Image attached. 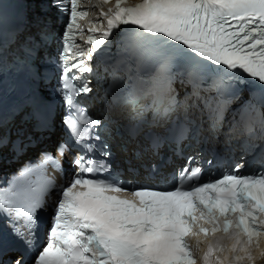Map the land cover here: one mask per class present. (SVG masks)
<instances>
[{"label": "snow or ice", "instance_id": "6c2138e0", "mask_svg": "<svg viewBox=\"0 0 264 264\" xmlns=\"http://www.w3.org/2000/svg\"><path fill=\"white\" fill-rule=\"evenodd\" d=\"M108 3L109 0H103ZM62 12L70 16L63 31L62 90L65 103L72 108L75 97L91 91L87 83L77 87L70 81L83 79L82 76H68V53L76 47L75 36L80 29L78 23L87 12L78 10L79 0H53ZM124 0H115V11L107 18V29L102 39L89 34L87 42L100 49L121 25L135 26L144 42L140 50L130 49L129 70H135L136 80L144 86L145 96L156 100L169 97L171 105L176 104L172 84L177 75H186V82L192 86L190 98L204 102L209 119L223 120L224 113L234 99L239 98L246 77L264 85V0H141L135 7H121ZM111 11V10H110ZM104 15V13H101ZM95 31L93 25L89 33ZM147 34V35H144ZM29 55L33 49L27 50ZM195 57L200 59L193 58ZM83 55V53H77ZM182 58L192 60L184 71L173 72ZM210 62V63H207ZM155 64V72L147 70ZM213 69V82L202 85ZM80 73L92 69L81 61L72 64ZM38 71V70H37ZM201 91H214L216 97L205 99ZM227 95V98H225ZM264 103L260 106L249 104L242 119L247 131L253 133L259 126L264 132ZM79 116L66 117L64 123L70 129L77 143L90 136L88 129L81 131L83 122L95 128L101 122L86 118L84 109H78ZM213 123L212 127L215 128ZM96 139H100L98 136ZM92 151L93 146H86ZM60 146V153L64 152ZM107 157L108 151L102 152ZM51 157L45 155V162ZM192 157H188L191 164ZM53 163H55L53 161ZM74 163L81 169L93 173L97 162L78 157ZM211 163V161H209ZM100 169L108 165L99 162ZM237 165L231 172L205 183L189 185L198 180L200 167L189 173L186 164L177 173L174 190L162 191L141 187L128 192V197L120 193L127 191L122 184L101 179H87L77 174L70 185L57 190L61 198L54 210L52 225L47 237V245L39 252L35 264H195L186 238L192 234L196 223L195 210L199 220L211 225L200 233L227 232L233 225L228 219L237 215L235 227L249 239L264 230L257 223L264 214V171L257 174L241 175ZM31 169H24L19 184L0 191V207L13 210L16 219L23 218L29 229L35 227L39 210L45 207V197L54 186L52 181H38L35 185L25 183ZM225 217L223 228L216 225V216ZM23 235L19 229H14ZM31 247L33 240H25ZM206 259L208 256L205 257ZM16 264H20L17 260Z\"/></svg>", "mask_w": 264, "mask_h": 264}, {"label": "clouds", "instance_id": "9594fccd", "mask_svg": "<svg viewBox=\"0 0 264 264\" xmlns=\"http://www.w3.org/2000/svg\"><path fill=\"white\" fill-rule=\"evenodd\" d=\"M216 216V225L223 228L225 217ZM196 223L193 227L191 237L196 241L197 252H202L200 257L202 264H264V230L255 238L249 239L243 233L239 232L235 227L237 222V215L232 214L228 219L231 221L233 227L227 232L217 231L215 233L208 232L215 238L211 240H204L205 235L200 233L201 229L209 230V224L203 223L199 220V211L195 210ZM257 223L264 229V214L259 215ZM188 236V237H189ZM203 243L205 247L201 248ZM208 256L206 259L205 257Z\"/></svg>", "mask_w": 264, "mask_h": 264}, {"label": "bare ground", "instance_id": "6f19581e", "mask_svg": "<svg viewBox=\"0 0 264 264\" xmlns=\"http://www.w3.org/2000/svg\"><path fill=\"white\" fill-rule=\"evenodd\" d=\"M48 20L51 21L52 19L55 20L52 16V13L49 11L46 13ZM35 21V18L34 20ZM54 26V23L52 24V27ZM31 27L29 28V31H31ZM52 47V46H51ZM25 129H29V124L25 123ZM13 128V126H11L10 130ZM58 130L56 129V127L54 126L53 130L49 133V137L46 139L41 140L38 144H36L35 148H38L39 145L45 144L47 145L48 143H52L53 140H55L57 134H58ZM43 150H47V148H40L39 151H43ZM4 152H6V150H3ZM23 156H20L19 158H22ZM26 159V158H24Z\"/></svg>", "mask_w": 264, "mask_h": 264}]
</instances>
